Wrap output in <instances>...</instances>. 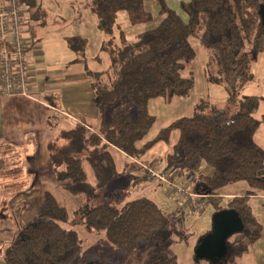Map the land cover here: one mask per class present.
Wrapping results in <instances>:
<instances>
[{
	"label": "trees",
	"instance_id": "obj_1",
	"mask_svg": "<svg viewBox=\"0 0 264 264\" xmlns=\"http://www.w3.org/2000/svg\"><path fill=\"white\" fill-rule=\"evenodd\" d=\"M147 1L158 3L161 20L138 33L135 40L128 42L122 35V42L118 43L112 36L118 12L126 10L133 24L150 21L155 16L147 8ZM29 2L35 4L34 0ZM87 5L96 14L99 28L111 35L101 46L109 55L110 64L103 71L91 69L86 38L66 37L76 54L73 62L83 65L94 89L100 115L96 120L83 117L61 127L49 141L53 171L61 188L80 198V202L84 200L83 219L91 230L105 232L123 253L137 251L151 241L155 232L169 230L172 221L154 200L145 196L132 199L125 209L118 206L127 191L111 187L119 175L113 150L128 157L125 169H140L136 158L155 142L170 141L171 132L177 129L179 136L166 156V168L183 169L202 158L213 170L210 175L200 174L196 192L208 195L216 211L234 208L242 217L244 229L229 238L228 254L220 264L235 263L262 236V224L249 198L264 192V148L255 138L264 123V114L261 118L255 115L261 96L240 94L254 79L252 65L264 48V0H181L180 11L166 0H89ZM39 14L38 7L34 17ZM192 36L209 51L205 75L209 82L225 86L227 107L201 100L191 116L176 118L139 146L155 122L148 111L149 99L187 96L194 86V77L184 74L196 56ZM123 97L136 106L137 116L117 107ZM55 99L48 95L50 104L57 107ZM51 118L56 120L57 116ZM15 148L0 141L1 180L15 181L24 175L21 160L13 159ZM241 181L249 188L224 201L221 189ZM17 184L10 181L7 186L19 188ZM69 218L67 206L45 190L33 219L20 227L5 246V261L72 263L82 250V241L75 229L62 225ZM146 264L179 263L166 244L158 242L150 250Z\"/></svg>",
	"mask_w": 264,
	"mask_h": 264
},
{
	"label": "rangeland",
	"instance_id": "obj_2",
	"mask_svg": "<svg viewBox=\"0 0 264 264\" xmlns=\"http://www.w3.org/2000/svg\"><path fill=\"white\" fill-rule=\"evenodd\" d=\"M31 4L25 0L32 15L39 7L40 14L31 22V28H25L34 32L39 41L38 45L43 52L44 63L41 67L48 69V79H64L66 74L73 71L83 70L81 63L73 62L75 51L70 48L66 37L82 36L87 41V61L93 70H106L109 67L110 59L107 52L101 49L104 40L111 35L101 30L98 26L96 14L87 5L89 0H34ZM170 7L180 11V0H166ZM147 8L155 16L154 19L146 22L133 24L126 10L118 12L113 26L112 36L118 43L122 42V35L126 41L131 42L136 39L138 33L150 29L158 24L162 16L159 14V6L155 1H147ZM44 11V14L41 11ZM264 19V11L262 12ZM45 18V20H44ZM24 29V30H25ZM26 34H29L26 32ZM196 50V56L191 65L184 71L185 75L194 77V86L187 96H174L167 100L164 97L151 98L148 101V111L154 115L155 122L146 136L138 142L142 146L147 140L156 136L162 127L167 126L176 118L191 116L195 106L201 100H211L222 107H227L228 93L223 84L209 82L205 75L206 64L209 51L204 47L197 37L190 38ZM40 67V68H41ZM252 70L254 79L250 81L242 90V95L257 94L261 96L260 105L255 113L261 118L264 114V48L253 62ZM62 84V83H60ZM121 110L137 116L136 106L127 98L123 97L117 104ZM112 110V109H111ZM110 110V111H111ZM179 130L171 132L170 141L160 140L148 147L136 160L152 164L155 171L164 172L168 176H173L182 170V174H177L181 181L189 190L194 191L200 173L210 170L209 166L202 158H197L187 167L181 169L180 166L166 168V156L171 151L173 143L178 139ZM255 138L264 148V123L256 131ZM119 171L118 177L111 183L112 188L123 187L127 191L123 201L118 203L121 209H125L132 199L145 196L154 200L160 209L171 218L172 225L167 231L155 232L151 241L143 244L140 249L133 253H123L110 242L105 232L91 230L84 222L83 203L80 198L69 195L54 179L53 183H23L22 188L17 190L7 186L0 180V264H9L4 259V248L11 241L14 233L33 219L37 213L42 194L45 190L54 193L60 204L66 205L70 218L63 222L66 228L75 229L82 241V250L78 257L70 264H86L88 262H103L108 264H146L148 254L155 244L164 242L167 250L175 254L179 264H195V251L203 236L211 232L213 228V215L216 212L214 204L209 200L199 214H194L185 207L183 199L169 194L167 184L159 178H151L144 174L142 168L137 166L125 169L128 157L120 150H113ZM176 176V175H175ZM176 176V178H177ZM192 176V177H191ZM19 184V183H18ZM17 184V185H18ZM249 188L244 182L227 184L221 189L224 201L228 200L229 193L240 194ZM37 193V200L30 196L29 201H25L26 196L18 199L21 193L29 190ZM20 191V193H19ZM19 193V196L16 194ZM39 202V203H38ZM253 212L262 224V237L257 240L251 251L244 256L237 258L233 264H264V192L253 195L249 198ZM26 205L23 207V205ZM215 262V261H214ZM221 261L214 264H220ZM202 264H211L207 259H203Z\"/></svg>",
	"mask_w": 264,
	"mask_h": 264
},
{
	"label": "crops",
	"instance_id": "obj_3",
	"mask_svg": "<svg viewBox=\"0 0 264 264\" xmlns=\"http://www.w3.org/2000/svg\"><path fill=\"white\" fill-rule=\"evenodd\" d=\"M23 4L28 11L25 28H31L34 15H32V10L25 1H23ZM42 12L44 11L42 10ZM24 32L29 33L27 35L32 40V45L26 52V58L34 67L31 71L33 97L23 95L4 96L0 72V141L8 142L16 147L13 159H20L24 168V175L21 178L15 179V181L2 180L5 183L10 181L19 183L20 189L23 183L29 180L32 183H53L56 176L49 155V141L61 127L68 126L73 121H78L83 117L96 120L100 115L95 104L94 89L84 68L81 71L66 74L62 80L57 77L48 79V69L40 66L44 63V58L42 57L41 47L38 45L37 35L32 30L26 31L25 29ZM2 46L3 44H0V48ZM48 95L56 97L57 107L50 104ZM54 114L57 116L56 120L51 118ZM136 162L138 164L145 163L140 160H136ZM212 171L210 168L207 175H210ZM179 173L180 171L174 175L177 176ZM200 174H206V172ZM193 180L195 181L197 178H193ZM19 188H16L15 191L20 190ZM196 191L197 184L192 192ZM34 192L29 190V192L21 193L19 196V191L16 194L20 198L18 203L20 205L24 203L21 202L23 195L26 196L25 201H29L30 196L37 200L38 195ZM227 195L232 197L235 194L229 193ZM25 206L24 204L23 207Z\"/></svg>",
	"mask_w": 264,
	"mask_h": 264
},
{
	"label": "built area",
	"instance_id": "obj_4",
	"mask_svg": "<svg viewBox=\"0 0 264 264\" xmlns=\"http://www.w3.org/2000/svg\"><path fill=\"white\" fill-rule=\"evenodd\" d=\"M27 8L22 0H0V72L4 96L23 95L33 97V66L26 58L32 45L29 35L24 32L27 23ZM144 174L159 178L167 184L169 194L181 197L183 205L194 214L202 212L208 202V195L192 192L175 175L155 171L152 164L140 163Z\"/></svg>",
	"mask_w": 264,
	"mask_h": 264
},
{
	"label": "water",
	"instance_id": "obj_5",
	"mask_svg": "<svg viewBox=\"0 0 264 264\" xmlns=\"http://www.w3.org/2000/svg\"><path fill=\"white\" fill-rule=\"evenodd\" d=\"M244 229L243 219L234 208H223L213 215L211 232L202 237L195 251V261H223L228 254V240ZM86 264H108L88 262Z\"/></svg>",
	"mask_w": 264,
	"mask_h": 264
}]
</instances>
